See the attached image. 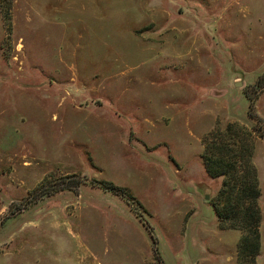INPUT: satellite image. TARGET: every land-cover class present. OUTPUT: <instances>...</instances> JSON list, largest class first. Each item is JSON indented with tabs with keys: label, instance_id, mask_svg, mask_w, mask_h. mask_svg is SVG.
I'll return each mask as SVG.
<instances>
[{
	"label": "rangeland",
	"instance_id": "rangeland-1",
	"mask_svg": "<svg viewBox=\"0 0 264 264\" xmlns=\"http://www.w3.org/2000/svg\"><path fill=\"white\" fill-rule=\"evenodd\" d=\"M246 92L264 0H0V264H238L202 155Z\"/></svg>",
	"mask_w": 264,
	"mask_h": 264
},
{
	"label": "trees",
	"instance_id": "trees-1",
	"mask_svg": "<svg viewBox=\"0 0 264 264\" xmlns=\"http://www.w3.org/2000/svg\"><path fill=\"white\" fill-rule=\"evenodd\" d=\"M250 100L249 115L254 125L249 130L240 123H230L224 129L209 133L203 140V164L210 178H222L221 189L212 204L221 226L239 232L238 264H256L260 254L259 208L260 189L253 163L255 137L264 139V123L253 111ZM120 195L121 190L109 189Z\"/></svg>",
	"mask_w": 264,
	"mask_h": 264
},
{
	"label": "crops",
	"instance_id": "crops-1",
	"mask_svg": "<svg viewBox=\"0 0 264 264\" xmlns=\"http://www.w3.org/2000/svg\"><path fill=\"white\" fill-rule=\"evenodd\" d=\"M260 241H261V250H260V255L258 256V264H260L259 263V261H260V258H261V254L263 253V230L261 229L260 230Z\"/></svg>",
	"mask_w": 264,
	"mask_h": 264
},
{
	"label": "water",
	"instance_id": "water-1",
	"mask_svg": "<svg viewBox=\"0 0 264 264\" xmlns=\"http://www.w3.org/2000/svg\"><path fill=\"white\" fill-rule=\"evenodd\" d=\"M236 86L239 87L240 86V83H236ZM207 199H208V197H207Z\"/></svg>",
	"mask_w": 264,
	"mask_h": 264
}]
</instances>
